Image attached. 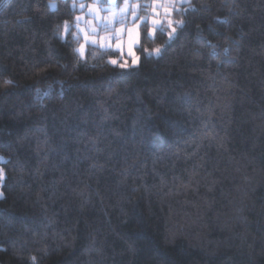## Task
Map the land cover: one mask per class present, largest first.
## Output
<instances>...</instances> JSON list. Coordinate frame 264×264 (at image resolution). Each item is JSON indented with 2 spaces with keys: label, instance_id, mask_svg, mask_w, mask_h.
<instances>
[{
  "label": "trees",
  "instance_id": "16d2710c",
  "mask_svg": "<svg viewBox=\"0 0 264 264\" xmlns=\"http://www.w3.org/2000/svg\"><path fill=\"white\" fill-rule=\"evenodd\" d=\"M51 1L0 0V264H264V0H190L125 70Z\"/></svg>",
  "mask_w": 264,
  "mask_h": 264
},
{
  "label": "rangeland",
  "instance_id": "374dc122",
  "mask_svg": "<svg viewBox=\"0 0 264 264\" xmlns=\"http://www.w3.org/2000/svg\"><path fill=\"white\" fill-rule=\"evenodd\" d=\"M56 1L57 0H52L50 2V5H54L51 9L56 8ZM69 1L70 5L73 3L76 4V8H71L74 12V18L72 22L68 23L67 29L64 23L61 36L62 38L71 36L73 40L78 42L77 48H80L82 44L84 45L83 55L80 57L84 58L89 49H96L102 52H112L116 54V56L109 58V61L112 59L117 61L116 65L110 63L112 66H119L126 61V68H134L138 66L133 65L132 61L135 58H139L136 49H138L141 44L142 27H148V36L150 39L155 38V34L158 30H163L167 35L168 41H171L172 39H169L171 27L176 26L177 22H181L175 18V14L184 11L185 8L183 6L187 5L190 0H165V2L155 4L153 3V0H128L127 4L125 3V0H103L104 8L113 7L116 11H119L122 7L129 8V11L121 14L119 19L114 18L111 13L99 12L100 17H108L107 20L103 21V23L108 24L107 29L101 27V21L96 19L95 15H89L90 10L87 5L93 4L95 7H98V5L94 4V0ZM80 4H84L85 8L80 9ZM131 5L137 6L134 9L136 12L135 16L132 15L133 10L131 9ZM77 16L81 18L77 20ZM153 21H159V23L154 24ZM129 29H132L134 40L132 49L135 54L134 56L130 55L128 51ZM86 35L94 37L97 40V43L92 44L88 40H85ZM101 38H103V48L99 46ZM152 53L150 52V54ZM152 55L157 56L155 54ZM4 162V157L0 155V165ZM0 170H2L1 167Z\"/></svg>",
  "mask_w": 264,
  "mask_h": 264
},
{
  "label": "snow or ice",
  "instance_id": "6c2138e0",
  "mask_svg": "<svg viewBox=\"0 0 264 264\" xmlns=\"http://www.w3.org/2000/svg\"><path fill=\"white\" fill-rule=\"evenodd\" d=\"M162 2H165V0H153V3L154 4L155 3H162ZM125 3L127 4L128 3V0H125ZM94 4L95 5H98V7H95L93 4L87 5V7L90 10L89 11V15H95L96 19H98V20L101 21V27L104 28V29H107L108 28V24L103 23V21L104 20H107L108 17L107 16L100 17L99 16V12L111 13L114 18L119 19V17H120L121 14L129 11V8L128 7H122V8L119 9V11H116L113 7L104 8L103 7V0H94ZM50 7H54V5H50ZM70 7L71 8H76V4L73 3ZM79 7H80V9H83V8H85V5L84 4H80ZM136 7H137L136 5H131V9L133 10L132 11V15L133 16L136 15V12L134 10ZM80 18L81 17H79V16L76 17L77 20H79ZM64 23H65V27L67 29V26H68V23L69 22L68 21H65ZM153 23L154 24H158L159 21H153ZM183 25H184V22H177L176 23V26H172L171 27V32L169 33V39H174L175 36L178 34V28H182ZM117 31H119V30H117ZM85 40H88L92 44H96L97 43V40L94 37H89L87 35L85 36ZM128 41H129V48H128L129 54L134 56L135 54H134L133 49H132V46L134 44V40H133V36H132V29H129ZM99 46L101 48L104 47L103 38H101V41H100V45ZM83 48H84V45L82 44L80 48L73 49V52L74 53H78L79 56H82L83 55ZM152 54H155L157 56L161 55V49L160 48L154 49ZM138 60H139V58L133 59L132 64L133 65H138ZM109 63H111L112 65H116L117 64V61L114 60V59H112V60L109 61ZM119 66H120V68L122 70H125L126 67H127V62L125 61L124 64H120ZM6 83H10V81H6ZM5 179H6V177H5L4 171L3 170H0V182L5 181ZM2 199H6V197H5V194L3 192H0V200H2ZM34 259L35 258L33 257V260Z\"/></svg>",
  "mask_w": 264,
  "mask_h": 264
}]
</instances>
